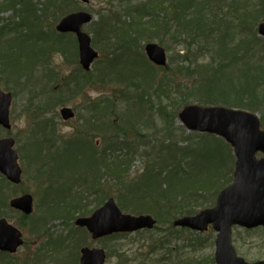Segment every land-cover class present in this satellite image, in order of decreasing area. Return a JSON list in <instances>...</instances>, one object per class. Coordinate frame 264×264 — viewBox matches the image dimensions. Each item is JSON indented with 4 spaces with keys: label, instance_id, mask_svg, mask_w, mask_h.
<instances>
[{
    "label": "rangeland",
    "instance_id": "374dc122",
    "mask_svg": "<svg viewBox=\"0 0 264 264\" xmlns=\"http://www.w3.org/2000/svg\"><path fill=\"white\" fill-rule=\"evenodd\" d=\"M54 1L0 0V88L12 93L13 97L10 107L12 130L0 127V138L12 136L15 139V148L23 169L20 185L7 184L0 177V201L7 200V205L0 203V217L7 218L21 229L25 240L24 246L14 255L16 258L12 260L4 257L3 264H41V256L44 264H79L80 250L86 246L104 249L107 252V264H139L137 260L142 258L144 261L141 252H145L147 246L152 245L155 240L164 241L165 244L170 242L171 239H163L160 233L167 229L168 224L158 222L157 227L162 226V230L93 240L86 230L80 231L81 228L75 222L80 216L90 215L110 198L103 200L104 193L117 198L121 188L119 180L123 182V192L145 193L151 190L158 195L157 191L168 190L165 174H162V180L155 179L156 183L150 189L148 184L145 186L146 180L142 182L141 178L146 176L148 169L156 167V164L163 171L175 170V163L169 158L170 152H179L175 146L187 145L186 139L190 135L195 140L199 139V133L187 130L178 118L185 106L198 104L234 107L255 112L261 120L264 118V99L253 110L244 105L243 99L249 95L246 91L260 95L264 93V73L260 77L261 73L258 72V68L262 70L264 66V37L257 31L260 22L264 21V13L252 25L256 29L257 40L249 39L243 51L235 48L238 59L249 57L251 53L255 54L251 56L254 59L250 63L249 60L233 63L215 77L225 92L230 89L241 90L237 99L233 92L232 103L218 101L223 99L221 96L217 98L210 95L208 98L209 86L214 85V79H209L204 83L203 89L200 88V73L197 69L194 70L196 67L193 65L195 57H200L203 51L208 50L210 54L214 52V48L205 47L203 41L215 43L220 38L230 37L229 40H232L230 44L226 43L227 49L235 45V29L227 28V21L234 26L235 23L239 24L240 12L236 2L230 0L228 6L219 11L225 21L221 23L215 36L217 41L210 39H214L213 35L207 39L193 40L197 48L192 49L186 60L183 58L186 54L183 46H188V43L181 45L168 37V47L161 44L168 51V64L172 68L180 65L191 69L175 73L174 82L170 84L171 92H175L173 101L165 96L166 91H170L168 80L157 89L159 86L156 87L155 78H161L165 74L164 70L155 67L144 51L147 43H159L156 39L160 35L149 33L146 36L151 38L153 35V39L138 38L132 40L133 43H128V47L116 48L115 45H108L119 41L111 38V32L107 31L105 36H109L104 37L105 39L96 33L101 31V20L108 22L105 27L119 28L117 24L122 23L128 13L126 7L135 8L140 0H129L126 3H122V0H88V3L80 0H57V5H53ZM250 1L253 5L249 8L254 9V4L260 0ZM78 10L94 14L93 21L84 27L92 36V46L99 51V57L89 71H85L79 62L76 37L56 30V25L63 16ZM213 10L216 12L217 7ZM229 15L233 16L234 21L228 20ZM176 29L174 24L172 30ZM187 30L185 36L192 38L193 33L191 35L188 33L190 30ZM236 33L239 34L238 31ZM121 40H124V44L127 43L125 39ZM215 46L218 47L217 44ZM198 52L199 56H196ZM233 53L230 51L229 54L225 53L226 57L221 56L222 62L216 57L215 62L217 60L225 64L228 62L225 60L233 56ZM208 57L212 59L211 56ZM226 74L229 75L228 78ZM147 75H150L151 87L149 83H144ZM245 77L254 80H245ZM237 79L241 81L238 82ZM158 93L163 94V97L159 98ZM205 97L208 98L206 102L198 101L205 100ZM63 107H71L75 117L64 121L60 114ZM171 130L173 134L168 137ZM123 132L128 134L122 135ZM214 141L218 142L208 139L219 151L216 159L208 162L198 160L195 163L197 167L191 172L205 178V173H209L212 165L217 164L218 158H224V177L220 168L216 174V184L200 198L207 201L208 207L214 206L216 202V195L212 190L231 183L235 165L233 149H229L223 142L218 144ZM168 145L170 148H167ZM111 149L116 150L115 153L121 158L113 157ZM98 179L105 191L94 197L90 195V190L94 180L97 183ZM211 181L213 182L212 179ZM27 193L34 199V213L30 217H25L8 206L11 198ZM125 211L135 215L147 214ZM188 231H178L176 239L169 243V248L175 250L171 254L173 260H177L176 256L179 255L189 262L194 258L214 256L215 232L211 239V232L205 234L192 231L191 234ZM233 242L238 254L247 261L264 259L263 228L246 230L236 227ZM161 254V251L153 253L152 249H148L147 257L157 259ZM137 256H140L137 260L132 259ZM175 264H181V260Z\"/></svg>",
    "mask_w": 264,
    "mask_h": 264
},
{
    "label": "trees",
    "instance_id": "16d2710c",
    "mask_svg": "<svg viewBox=\"0 0 264 264\" xmlns=\"http://www.w3.org/2000/svg\"><path fill=\"white\" fill-rule=\"evenodd\" d=\"M128 1L129 0H122V3H126ZM229 1L230 0H140L138 6H136L135 8H131L130 6L126 7V9L128 8V13L125 14L123 22L117 24V27L119 28L111 26H109V28L105 27L108 26V22L101 20V31L99 34L98 31L96 33L98 36L102 37V39H105L104 37H106L105 35L107 31L111 32L113 36L111 38H113V40L115 41L119 39V41L115 42L114 44L108 43V45L111 47L115 45L116 48L118 46L128 47L129 44L133 43L131 42L132 40H136L138 38H145L147 40L153 39V35L151 36V38H148V36H146L149 33H157L158 35H160L157 36L158 39L156 40L160 44H165L168 47L166 39H168V37H171V39L179 42V44L181 45L185 44L186 42L188 43V46H183L186 53L185 56L183 55V58L184 60H186V58L191 55L192 49L195 50L197 48V45L195 43L197 38L207 39L208 37L213 35L214 39L213 37H211L210 39H212L213 41H217L215 36L218 34L217 32L221 23L225 21L222 15H219V11H221L223 7L229 3ZM231 1L236 2V4L238 5L237 9L240 12L238 18L239 24L235 23V45H231V49H227L226 43L230 44V42L227 39L223 38H220L219 41L215 43L203 41L205 47H213L214 52L210 54L208 50L203 51V54H201L200 57H195L196 65L195 63L193 65L194 67H196L194 70L197 69L200 73V88L203 89L204 83H206L209 79V81H211V78L214 79V85L209 86L207 97L210 98V95L217 98L221 96L223 99H220L218 101H223L225 103H227V101L232 103L231 96L233 92L236 93L235 97L237 99L241 90L237 91V89H230V91L225 92V89L221 88L219 81L216 80L215 77L219 76L225 67L230 68L233 63L236 64L244 60H249L250 63V61L254 59L253 57H251L252 55H255L253 53H251L249 57L244 58L243 56L242 58L238 59L235 54V48L238 47V51H243L245 49V43H247L249 39L253 38L257 40L255 31L256 29L254 30L252 25L253 23H255V19L259 18L264 13V0H260L258 1V3H255L254 9L249 8L250 5H253L250 0ZM57 3L58 1L55 0L53 5H57ZM214 7H217L216 12L213 10ZM241 14L242 17H240ZM112 15L114 17H120L116 14ZM174 24L177 26L176 30H172ZM232 26L233 25L231 23L227 22V28H232ZM104 27L105 30H103ZM187 29L190 30L188 33H190L191 35L193 33L192 38L191 36H185V31H188ZM214 31H216V34H214ZM236 31H238L239 34L236 33ZM161 35L164 36L161 37ZM108 36L106 38H108ZM121 39H125L127 43L124 44V40ZM216 44L218 45V47L215 46ZM216 47L219 48V50H217ZM230 51L234 53L233 56L225 60L228 62H226L225 64H221L217 60L216 62L218 63L215 62L216 57H218L219 61L222 62L220 57H224L225 53L229 54ZM200 52H198L196 56H199ZM262 54H264V51L262 52ZM206 55L211 56L212 59H210V57ZM160 68L164 70L165 74L161 76V78H155V80H157L156 87L159 86L157 89L161 88L162 84L166 80H168L169 83L167 85L170 91H166L165 96L167 99L175 101V92H171L172 88L170 87V84L172 85V83L174 82L173 79H175L173 77H175V75L177 74L176 72H180L183 69H188L190 71L191 69L189 67H183L180 65L172 68L169 64L165 68ZM258 72L261 73L260 77L263 76L264 66H262V70L258 68ZM149 76L147 75V79L144 80V83L150 84ZM228 76L229 75L226 74L227 78ZM205 77H207L208 79H206ZM256 78L257 77L255 76L254 79ZM244 79L250 81L254 80L247 77H245ZM126 81L128 82L129 79H127ZM237 81L239 82L241 80L237 79ZM149 86L151 87V84ZM150 89L155 90L153 88ZM216 89L218 90V93ZM245 89L249 90V87H246ZM246 92L249 95H247V97H243V99H245L244 105H246L247 108L253 110V107L256 104L262 103V100L264 99V93H261L260 95L252 91ZM158 97H163V94L158 93ZM208 98L198 101L206 102ZM179 99H182V97ZM184 99L188 101L191 100L189 98ZM262 121L264 123V118L262 119ZM91 127L92 126H90V128ZM123 133L124 134L122 135L128 134L125 132ZM172 134L173 132L171 130V132L168 133L167 136L170 137ZM197 136H199V139L195 140L190 135L186 139L188 143L185 146H175L176 150H178L179 152H170L169 158H171L172 162L175 163L174 171L169 169L163 171L161 167L156 164V167H154L153 169H148L146 172V176H144V178H141L142 182L146 180V182H144L145 186L148 184V189H150L152 188V185L156 183L155 179L162 180L161 176L162 174H165L164 180L168 183V190H156L157 192H159L158 195H155L156 192L151 190H148V192L145 193H136L135 191L123 192V182L121 180L118 181V185L121 186V188H119L120 192L118 193V195H116V197L119 201L120 206L125 210L133 211L135 213H151L157 218L159 223L161 222L168 224L167 229L160 232L163 239H176L178 231L189 232L187 229L173 228V220L182 215L195 214L201 208L207 207V201L200 198H202V196L209 189H212V185L216 184V179L214 176L209 175L205 178H201L195 174H191V172H193V168L197 167L195 163L198 160L202 162H208L213 158L216 159L217 153L219 152L213 145V143L208 142V139L214 138L213 140H215L217 139L216 137L202 134H197ZM163 143L164 142H162V144ZM172 143H175V141H173ZM220 143H222V141L218 140V144ZM167 148H170V146L168 145ZM115 152L116 150L111 149V155L113 157L121 158L118 157L119 155H117ZM218 161L222 163L224 162V158L220 157L218 158ZM211 179L213 180V182L211 181ZM225 184H222L220 187ZM219 189L216 188L212 190V193L216 195ZM103 191H105V189L101 187L100 179L97 180V183L94 180V184L91 186L90 195L95 197ZM79 194L81 193L79 192ZM108 195V193H104L102 199L104 200L106 197H109ZM1 201L0 203L7 205L6 199H2ZM94 201H97V199H95ZM163 217H166V219L164 220ZM156 229L162 230L163 227L159 226L156 227ZM80 231L83 232V230ZM190 233L192 234V231H190ZM210 234L212 239V233ZM169 243L165 244L164 241L158 242L157 240H155L152 245H149L147 247V250L144 253L141 252V255L145 258V260L146 258L148 259V264H154V262L156 264H175L179 259L181 260V264H214V256L194 258L189 262L188 259L185 260L184 257L182 258L181 255H179L176 256L177 260H173L171 254H173L175 250L169 248ZM148 249H152L153 253L161 251L162 254L158 259H149L147 257ZM139 257L140 256H137V258L132 259L137 260ZM144 264H146V262H144Z\"/></svg>",
    "mask_w": 264,
    "mask_h": 264
},
{
    "label": "water",
    "instance_id": "95a60500",
    "mask_svg": "<svg viewBox=\"0 0 264 264\" xmlns=\"http://www.w3.org/2000/svg\"><path fill=\"white\" fill-rule=\"evenodd\" d=\"M91 20L90 13L79 11L67 15L57 25L60 32H73L77 35L80 60L85 69H89L98 56L91 46V37L82 30L83 24ZM258 29L264 36V23ZM145 51L153 63L161 66L167 64L166 50L161 45L148 43ZM10 104L11 94L0 90V124L7 128H10ZM61 114L65 120L74 117V112L69 107L62 108ZM180 118L189 129L208 131L225 137L235 147L237 161L235 181L220 193L216 207L193 217L180 218L174 225L205 231L208 224L213 223L214 228L219 231L216 240V264H264V261L246 262L237 256L232 244V225L239 224L247 228L264 225V130H261L258 116L219 106L189 105L180 113ZM13 145L14 140L11 138L0 140V171L10 181L19 183L22 170L17 161V153L12 149ZM257 152L263 153L260 159L256 158ZM10 204L30 214L33 210V197L25 194L13 198ZM155 222L151 215L124 214L113 198L90 217L77 220V224L87 227L95 239L114 232L153 228ZM21 236L16 227L6 219H0V250L15 252L23 243ZM82 252L81 264H105L106 255L103 249L84 248Z\"/></svg>",
    "mask_w": 264,
    "mask_h": 264
}]
</instances>
